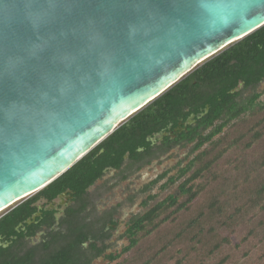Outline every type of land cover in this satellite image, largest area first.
Listing matches in <instances>:
<instances>
[{"label": "water", "instance_id": "1", "mask_svg": "<svg viewBox=\"0 0 264 264\" xmlns=\"http://www.w3.org/2000/svg\"><path fill=\"white\" fill-rule=\"evenodd\" d=\"M263 25L264 0H0V213Z\"/></svg>", "mask_w": 264, "mask_h": 264}, {"label": "trees", "instance_id": "2", "mask_svg": "<svg viewBox=\"0 0 264 264\" xmlns=\"http://www.w3.org/2000/svg\"><path fill=\"white\" fill-rule=\"evenodd\" d=\"M262 80L264 25L201 62L128 117L65 172L0 213V264H88L99 256L106 246L98 247L96 240L104 242L110 233L102 229L96 234L89 229L80 216L84 205L71 208L68 217L60 218L57 226L52 212L43 209L41 217L26 224V219L40 211L36 202L51 201L65 190L73 191L80 201L86 188L100 178L105 169H118L125 155L133 160L140 158L150 151L149 138L168 125L175 126L190 114L198 113L206 104L209 109L197 126H188L187 134L183 132L179 137L197 138V148L211 142L179 171L178 192L148 204L141 214L127 222L128 244L122 253L129 252V255L117 264H158V258L171 251L176 258L174 264H188L191 254L199 250L207 248L202 254L208 257L220 252L230 243L229 232L241 215L238 204L242 186L235 182L240 175L238 159L264 139V105L255 103L257 94L240 103L237 101L240 91L231 90L240 83L246 88ZM245 112H249L248 115L237 120ZM219 118L223 121L213 125ZM210 126L212 130L202 134V129ZM224 127H227L225 131ZM217 134L220 136L212 140ZM167 140L166 137L164 141ZM255 192L257 204H250L248 208L252 215L258 212L255 219L264 226L261 215L264 213V181ZM225 228L229 229L228 235H221ZM38 230H43V235L35 241L33 237ZM168 235L169 239L163 241ZM119 256L120 253H109L105 257L112 261ZM184 260L186 262L182 263ZM224 262L225 259L220 258L214 264Z\"/></svg>", "mask_w": 264, "mask_h": 264}, {"label": "rangeland", "instance_id": "3", "mask_svg": "<svg viewBox=\"0 0 264 264\" xmlns=\"http://www.w3.org/2000/svg\"><path fill=\"white\" fill-rule=\"evenodd\" d=\"M254 91L261 92L257 103H264V82L256 87ZM252 92L247 91L243 97H248ZM248 113L240 114L237 120L244 119ZM233 122L235 121L231 123ZM226 129L227 127H224V131ZM219 136L217 134L212 140L217 139ZM210 142H206L194 152L191 151L192 144L180 145L159 159L153 160L150 165L129 173L126 179L121 180L120 172H114L111 176L106 175L97 182L94 186L95 188L91 191V198H93L98 209H107L120 204L115 215V219L118 221V228L112 231L110 238L107 240L109 248L104 252V254L120 253V256L110 261L102 255L95 258L91 264H117L124 261L129 255V252L122 253L123 247L128 244V239L123 234L127 227V222L134 215L141 214L148 204L178 192L177 189L181 180L176 179L174 183H169L165 188L160 187L163 182L158 183L149 190L143 189L144 185L163 170L168 169L169 175H176L180 167L186 166ZM263 162L264 139L257 143L251 151L244 152L242 157L238 159L240 175L237 176L235 182L241 183L242 186L238 204V211L241 212V215L238 216V224L233 227L232 231L229 232V229L225 228L220 232L221 235H228L229 232L230 243L224 245L220 252H215L209 257L202 254L206 252L207 248L199 250L197 253H192L191 258L187 260L188 264H199V261H202L203 264H214L220 258L225 259L224 264H264V230H261L264 226H261V221L255 219L258 212L255 211V214L252 215L248 208L250 204H257L258 199L255 188L264 181ZM143 201H146V203L143 204ZM200 201H202V198ZM259 203L260 201H258ZM231 207L234 208L233 205ZM261 215L264 218V213ZM167 239H169V235L163 241ZM183 253H178V257H181ZM173 255V251L163 254L158 258V264H174L176 258ZM185 262L186 260L182 261V263Z\"/></svg>", "mask_w": 264, "mask_h": 264}, {"label": "flooded vegetation", "instance_id": "4", "mask_svg": "<svg viewBox=\"0 0 264 264\" xmlns=\"http://www.w3.org/2000/svg\"><path fill=\"white\" fill-rule=\"evenodd\" d=\"M263 82H264V80L260 81L259 83L255 84L254 86H249L246 88H244L243 85L240 83L235 89L231 90V92L238 91V90L240 91V93H241L240 98L237 99V101H239L240 103L246 102V100L248 98H251V96H253L254 94H257V97L255 99V103H257V100L261 96V92H255L254 90L256 89V87H258ZM247 91H250V92L253 91V92L250 93V95L248 97L244 98L243 95ZM261 105H264V103H261ZM208 109H209V105L206 104L204 106V108L201 109V111H199L198 113L190 114L184 121H178L177 125H175V126L168 125V127L164 131L157 133L156 135L149 138L148 141L150 142V145H151L150 151L147 153H143L140 158L133 160V159H130L129 157H127L125 155L123 163L121 164V166L118 169H110V168L105 169L104 172L102 173L101 177L98 178L92 185H90L89 187L86 188L85 193H84V195L80 201L76 200L77 198H76L74 192L71 190H65V191L59 193L51 201H46L45 199L39 200L38 202H36V205L38 206L40 211L33 214L29 219H26L25 223L30 224L33 221H35L36 217H41L42 216V209H43L45 211H51L52 212V216L54 219V225L57 226V222L59 221L60 218H64L66 216L68 217V211L71 208H77V206H79V205L80 206L84 205V211L80 214V216L83 218L81 220L84 223H87L89 225V229L95 231L96 234L101 232V230L103 229V230L109 232L110 236H111L112 231H115L118 228V221L115 219V215L117 213V207L120 204L111 206L110 208H107V209H98L95 206L93 198H91V191L95 188L94 186L97 184V182L100 179H103L104 176H106V175L111 176L114 172H120L121 180L126 179L129 175V173H132L136 170L138 171L146 165H150L153 162V160L159 159L160 157H162L163 155L167 154L168 152H170L171 150H173L174 148H176L180 145L192 144L191 151L194 152L195 150H198L206 142L197 148L196 147L197 146L196 145L197 140H198L197 138L193 139V140H187V139H181L179 136L182 135L183 132L187 134V127L188 126L196 127L198 124V121H200L202 119V117L208 111ZM222 121H223V119H220V118L216 119L213 122V125L219 124ZM212 126L205 128V129H202L203 130L202 134L209 133L212 130ZM166 137L168 138V140L164 141V139ZM207 142H209V141H207ZM184 167H185V165L183 167H180L178 169V173ZM178 173L176 175H169L168 169L160 171V173H157L152 179H150L144 185L143 189L149 190L153 186L157 185L160 182H163L160 187L165 188L169 183H174L176 181V177H177ZM172 179H174V180L172 181ZM145 202L146 201H143L142 203L144 204ZM104 222H105V226L103 228L102 225ZM21 226L22 225H19V227H21ZM125 232H126V229L123 232L124 235H125ZM42 235H43V230H38L33 238L35 241H38ZM107 240H105L104 242H101L100 240H96V245L98 247H101L102 244H104V246H106V247H105L104 251L99 256L92 258V260H90V262L88 264H91V262L95 258H98L102 255L106 256V254H104V252L106 250H108V248H109V246L107 244ZM84 245L86 246L87 243H85ZM113 254H117V253H113Z\"/></svg>", "mask_w": 264, "mask_h": 264}]
</instances>
